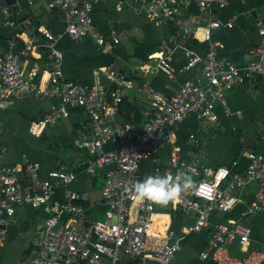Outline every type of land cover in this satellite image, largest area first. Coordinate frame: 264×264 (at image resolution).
Listing matches in <instances>:
<instances>
[{"label":"built area","instance_id":"built-area-1","mask_svg":"<svg viewBox=\"0 0 264 264\" xmlns=\"http://www.w3.org/2000/svg\"><path fill=\"white\" fill-rule=\"evenodd\" d=\"M99 0H51L50 8H59L64 16L65 34L80 42L92 36L98 45L112 53L121 38L100 35L93 24V10ZM198 12L188 14L187 0H121L126 6L145 9L148 17L159 25L171 24L174 35L164 41L158 51L153 69L175 77L172 55L182 50L187 56L185 69L200 65V72L184 80L178 92L171 96L142 83L140 91L152 99V110L140 127L125 124L120 109L131 83L111 67L105 72L113 86L108 91L87 88L65 79L59 54L53 50V72L49 86L40 88L35 82L38 68L29 73L23 69L21 56L13 49L0 54V112L12 101L22 98L58 100L40 124L53 125L67 118L72 110H83L91 125V135L77 138L74 145L89 155L84 173L92 178L103 175L101 186L102 219L89 213L91 200L88 191H73L71 185L77 175L66 167L50 170L45 178L31 162L0 165V229L10 222L20 207L42 210L47 215L44 227L32 240L33 253L17 264H171L180 250L169 229L159 232L155 226V206L139 201L133 195L139 180L140 165L153 161L159 151L170 144L175 128L185 119L197 116L202 123L216 125L217 105L225 102V93L233 86L255 89L264 83V25L259 29L260 41L245 66L220 54L214 42V32L231 23H223L219 13L228 0H193ZM51 42L55 38L45 33ZM206 43L208 51L200 57L190 42ZM51 48L53 44L51 43ZM1 131V127H0ZM195 140V135L190 136ZM1 153V148H0ZM198 159L187 161L178 154L166 163L156 162L151 175H188L194 181L192 189L184 191L173 201L183 214L193 213L195 223L188 233H199L209 227L213 213H227L241 203V192L250 184H257L255 200L246 216L264 210V156L250 153L244 173L228 179L226 170L201 169ZM251 230L242 222L229 226L218 224L212 228L208 245L201 252L203 261L216 264H264V242L260 250L250 252ZM238 243L242 258L234 257L229 246ZM0 245L3 241L0 239Z\"/></svg>","mask_w":264,"mask_h":264},{"label":"crops","instance_id":"crops-1","mask_svg":"<svg viewBox=\"0 0 264 264\" xmlns=\"http://www.w3.org/2000/svg\"><path fill=\"white\" fill-rule=\"evenodd\" d=\"M187 3L186 13L198 12L193 0H187ZM46 9V13L35 17V21L40 22L35 34L31 30L28 35L25 32L13 34L7 22L0 17V54L10 49L25 52L27 55L21 56L23 69L27 74L33 68H38L35 82L40 88L49 86L53 72L50 57L53 50L60 56L65 79L87 88L108 91L113 82L107 79L105 72L111 67H119L131 83L119 114L122 122L130 121L140 127L147 119L145 112L152 110L151 97L140 91L142 83L171 97L178 92L184 80L200 72V65L185 69L187 56L182 50L172 55L174 78L156 69L152 74L145 71L147 66L155 67L160 45L174 35L173 25L157 24L148 17L145 9L123 5L121 0H99L95 3L92 17L98 33L105 38L114 34L121 38L115 54L100 47L92 36L80 42L73 41L65 34L62 11L49 5ZM254 10H264V0H228L219 18L231 25L220 28L213 35L214 42L219 44L220 54L242 67L251 60L252 52L260 41L259 29L264 25V12L251 19L249 13ZM46 32L55 38V42L48 39ZM192 49L204 57L208 45L197 42ZM59 106L58 100L27 97L15 99L7 110L0 112V165L28 161L38 166L43 178L50 170L68 168L77 175L71 189L88 191L91 197L89 213L94 218L102 219L105 211L101 195L103 175L92 179L84 173V164L89 160V155L74 145L75 139L91 135L86 113L72 110L69 117L53 125L40 124L53 107ZM216 114V125L204 124L195 115L181 122L174 130L172 142L159 151L155 160L141 163L139 180L151 175L156 162L166 163L173 154L187 161L198 159L201 169L226 170L228 179L245 172L250 153L264 156V83L255 89L233 86L226 91L225 102L217 105ZM191 135H195V140L190 139ZM258 188L257 184H250L241 192V203L227 213H213L210 226L199 233L187 232V228L195 223V214H184L173 219L172 212L177 209L173 201L166 206L148 201L156 208V229L161 233L169 229L174 241L180 245L171 264H216L213 260L203 261L200 254L208 245L212 228L218 224L231 226L242 222L251 230L249 251L260 250L264 242V210L255 215H245L255 200ZM46 218L42 210L27 206L18 208L14 218L0 229V239L3 241V245H0V264H17L30 256L33 253L32 240L44 227ZM229 251L237 258L247 254L241 251L238 243L230 245Z\"/></svg>","mask_w":264,"mask_h":264},{"label":"water","instance_id":"water-1","mask_svg":"<svg viewBox=\"0 0 264 264\" xmlns=\"http://www.w3.org/2000/svg\"><path fill=\"white\" fill-rule=\"evenodd\" d=\"M50 3L51 0H0V17L7 22L13 34L21 35L23 32L27 35L31 34V32L35 34L40 27V22L35 21V17L46 13V6ZM54 9L57 10L59 8ZM262 12L264 10H254L249 14L251 19H256L258 14ZM262 19L264 22L263 16ZM8 39L13 40V38ZM117 50V47L113 48L112 53L115 54ZM116 70L120 72V75H123L124 72L119 67H116Z\"/></svg>","mask_w":264,"mask_h":264},{"label":"clouds","instance_id":"clouds-1","mask_svg":"<svg viewBox=\"0 0 264 264\" xmlns=\"http://www.w3.org/2000/svg\"><path fill=\"white\" fill-rule=\"evenodd\" d=\"M194 181L188 175H148L134 184L135 199L166 206L175 201L182 192L192 189Z\"/></svg>","mask_w":264,"mask_h":264},{"label":"trees","instance_id":"trees-1","mask_svg":"<svg viewBox=\"0 0 264 264\" xmlns=\"http://www.w3.org/2000/svg\"><path fill=\"white\" fill-rule=\"evenodd\" d=\"M195 44H196V42H194V41L193 42H190L189 47L190 48H194V45ZM124 102H125V99H124ZM124 102H123V104H124ZM123 104L121 105V108H122ZM120 112H121V109H120ZM123 123H125V124H131L130 121H123ZM183 215L184 214L182 213V211L179 208H177L176 210H174L172 212V218L173 219L180 218ZM124 264H136V263L129 261V262H125Z\"/></svg>","mask_w":264,"mask_h":264}]
</instances>
